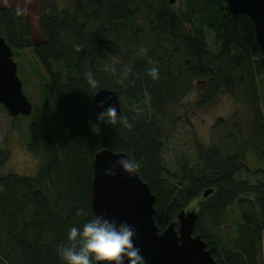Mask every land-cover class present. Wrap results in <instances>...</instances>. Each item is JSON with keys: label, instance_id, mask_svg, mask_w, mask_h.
<instances>
[{"label": "trees", "instance_id": "obj_1", "mask_svg": "<svg viewBox=\"0 0 264 264\" xmlns=\"http://www.w3.org/2000/svg\"><path fill=\"white\" fill-rule=\"evenodd\" d=\"M69 1L60 8L41 0L43 40L35 45L25 13L0 8V35L13 55L31 48L35 56L39 100L26 117V149L41 157L36 175L6 172L11 153L0 147V264H61L56 248L68 230L96 216L93 159L104 149L140 165L160 233L195 208L194 234L218 264H264V55L252 19L228 14L225 0ZM152 67L158 80L147 74ZM102 88L119 94L131 129L97 120L104 107L94 94ZM193 92L199 109L222 95L234 109L211 126L209 145L197 142L195 157L175 170L165 143L182 117L175 110ZM1 111L8 112L0 103ZM234 205L240 218L229 245L222 228Z\"/></svg>", "mask_w": 264, "mask_h": 264}, {"label": "water", "instance_id": "obj_2", "mask_svg": "<svg viewBox=\"0 0 264 264\" xmlns=\"http://www.w3.org/2000/svg\"><path fill=\"white\" fill-rule=\"evenodd\" d=\"M176 0H169L174 4ZM226 11L233 17L248 15L255 24L257 41L264 55V0H225ZM96 104L102 102L104 108L114 105L117 116L122 115L120 96L115 90L102 88L95 94ZM110 98V99H109ZM0 103L12 117L31 115L34 104L24 93L22 79L18 76V66L13 50L0 35ZM124 152L110 149L99 151L94 156L92 209L94 214L127 221L136 228L134 246L139 247L147 264H218L200 235L194 234L198 212L183 210L178 215L179 225L173 222L161 233L155 222L156 197L150 185L142 180L139 173L129 177L122 169H115V176H104L105 168L113 166ZM213 193L208 189L207 197Z\"/></svg>", "mask_w": 264, "mask_h": 264}, {"label": "rangeland", "instance_id": "obj_3", "mask_svg": "<svg viewBox=\"0 0 264 264\" xmlns=\"http://www.w3.org/2000/svg\"><path fill=\"white\" fill-rule=\"evenodd\" d=\"M69 0H58L60 8H65L70 3ZM41 0H0V8H13L25 13L29 22L30 41L35 45L40 43L42 33L40 29ZM213 42V36H210ZM31 48H25L14 54V59L18 66V76L22 79L24 93L30 98L33 104H37L39 98L40 80L36 76V65L31 63L35 60ZM262 88V109H264V74L261 80ZM198 93L193 92L188 95L175 110L179 119L176 125L168 133L165 143L163 157L167 167L177 170L179 165L186 158H194L196 143L209 145L211 126L218 118L230 117L234 109V101L228 95H222L217 103L210 107H197ZM28 118L14 120L9 112H0V147L8 149L11 157L7 162L5 171H13L17 174L36 175L41 164V157L33 155L26 149V139L28 136ZM256 169L258 164H250ZM240 210L237 205L232 206L228 212L227 223L222 228V235L229 245H232L236 236L235 222L239 220ZM264 250V249H263ZM264 261V253L262 257Z\"/></svg>", "mask_w": 264, "mask_h": 264}, {"label": "clouds", "instance_id": "obj_4", "mask_svg": "<svg viewBox=\"0 0 264 264\" xmlns=\"http://www.w3.org/2000/svg\"><path fill=\"white\" fill-rule=\"evenodd\" d=\"M147 74L153 80L159 79L157 67L148 69ZM87 76L90 86L96 87L97 81L91 74ZM119 83L124 86L122 80ZM104 103L107 101L102 102L99 107L103 108ZM97 120L113 126L119 123L128 129L133 127L126 117L117 116L116 107L111 104L99 112ZM117 167L132 177L138 173L140 165L134 159L123 156L115 165L105 168L103 175L115 176ZM84 214L83 208L76 212L77 216ZM136 235V228L127 221L119 222L96 215L86 221L82 227H71L68 230V242L59 244L56 254L61 264H147L139 247L134 246Z\"/></svg>", "mask_w": 264, "mask_h": 264}]
</instances>
